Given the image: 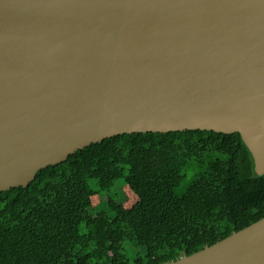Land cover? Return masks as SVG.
Returning <instances> with one entry per match:
<instances>
[{
  "label": "water",
  "instance_id": "obj_1",
  "mask_svg": "<svg viewBox=\"0 0 264 264\" xmlns=\"http://www.w3.org/2000/svg\"><path fill=\"white\" fill-rule=\"evenodd\" d=\"M185 129L239 132L264 173V0H0V191ZM162 264H264V217Z\"/></svg>",
  "mask_w": 264,
  "mask_h": 264
},
{
  "label": "trees",
  "instance_id": "obj_2",
  "mask_svg": "<svg viewBox=\"0 0 264 264\" xmlns=\"http://www.w3.org/2000/svg\"><path fill=\"white\" fill-rule=\"evenodd\" d=\"M262 217L239 132L123 133L0 191V264H162Z\"/></svg>",
  "mask_w": 264,
  "mask_h": 264
},
{
  "label": "rangeland",
  "instance_id": "obj_3",
  "mask_svg": "<svg viewBox=\"0 0 264 264\" xmlns=\"http://www.w3.org/2000/svg\"><path fill=\"white\" fill-rule=\"evenodd\" d=\"M132 201V198H130V200L128 201V203H130Z\"/></svg>",
  "mask_w": 264,
  "mask_h": 264
}]
</instances>
